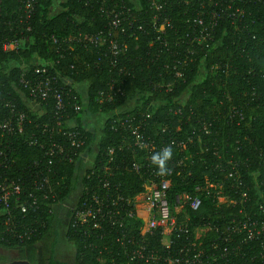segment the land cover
<instances>
[{
  "label": "trees",
  "instance_id": "trees-1",
  "mask_svg": "<svg viewBox=\"0 0 264 264\" xmlns=\"http://www.w3.org/2000/svg\"><path fill=\"white\" fill-rule=\"evenodd\" d=\"M104 1L119 6L123 2L131 9L135 4L134 0H64L59 4L60 10L54 12L55 0H35L33 11L26 17L24 0H0V152H6L5 141H9L12 148L10 153L7 152L11 161L8 160V166L3 168L5 177L33 192L35 175L39 171L47 175L48 168L56 201L64 203L79 185H96L98 179L120 184L122 194L133 197L143 191L151 171L155 182L161 176L171 181L170 198L184 191L195 195V187H205L207 182L219 184L220 191L232 199H238L240 193H248L245 209L248 216L264 221V0L236 3L234 10L235 7L244 10L239 30H234L230 20L226 19L218 24L213 40L202 47L182 38L186 33L191 38L195 31L193 27L186 30L183 14L194 12L181 5L173 7L170 15L179 34L175 36L169 31L166 38L171 46L161 52L157 50L160 44L155 41L153 12L146 6V0H139L143 8L134 13L136 21L132 29L114 36L119 43L127 44L116 60L106 46L69 44V47L64 43L70 36H91L111 30L109 20L98 13V6ZM177 38L182 44L175 47ZM15 40L19 42L17 47L4 50L5 42ZM187 49L194 51V55L189 56L191 61L187 65H178L174 55ZM45 67L49 73H59L68 82L66 89H71L72 95L80 100L81 109L77 112L66 104L60 121L56 119L53 99H31L28 87L21 83L23 75L29 79L35 69ZM176 70L183 73L182 78L174 77ZM161 84L169 85L170 90L157 89L156 86ZM78 87H81L80 91ZM102 90L113 93L112 101H98V92ZM84 97L86 102L82 100ZM11 106L22 111L26 119L23 132L6 140L1 125L7 120L15 123ZM233 107L238 114L230 121ZM87 111L107 117L98 134L83 124ZM132 117L135 125L140 121L147 125L144 128L146 136L153 142L155 150L127 147L130 134L126 130H110L112 118ZM204 123L211 124L210 134L203 131ZM44 125L53 133L48 131L43 135ZM72 127L83 136L85 145L72 156L73 161L55 158L50 166L46 150L52 141L62 144V132L71 131ZM33 134L39 137L42 147L28 145L27 140ZM181 143L186 144L184 148L180 147ZM162 147L170 148L172 153L163 170L152 161L153 155L161 153ZM93 151L96 152L91 161L95 175L80 179L81 155ZM215 152L220 157L215 156ZM3 161L4 157L0 156V162ZM228 161L236 164L234 170L227 166ZM134 163L145 166L140 174L132 170ZM217 166L219 169L227 166L226 172L234 174L227 177L216 170ZM106 173L112 176L107 177ZM210 191L201 212L192 214L195 220L191 223L192 228L201 224L196 217H202V211L208 214L219 211L221 217L227 219L230 215L242 218L237 206L216 209L213 201L217 190ZM13 200L10 199V215H0V248L14 253L17 259L29 264L127 263L126 252L131 248L127 240L117 242L114 234L100 239V230L73 227L70 223H67L64 237L75 249L74 259H60L56 248L68 214L63 218L60 209L50 214L52 202L46 200L36 209H29L24 216ZM7 219L9 224H6ZM138 226V222L128 226L134 235L130 238H136ZM26 227L34 230L29 238L19 240L5 234L9 229L20 232ZM149 242L156 246L159 241L151 239ZM236 245L241 251L236 264H264V258L258 255L262 250L260 240L242 238ZM4 260L0 256V264H4Z\"/></svg>",
  "mask_w": 264,
  "mask_h": 264
},
{
  "label": "built area",
  "instance_id": "built-area-1",
  "mask_svg": "<svg viewBox=\"0 0 264 264\" xmlns=\"http://www.w3.org/2000/svg\"><path fill=\"white\" fill-rule=\"evenodd\" d=\"M261 0H146L145 4L148 9L153 12L152 24L153 30L156 34L155 41L160 44L157 48L160 52L164 49L170 48V43L167 41L168 32H174L176 36L179 34V29L170 15V11L175 6H184L190 8L194 13H184L182 20L183 25L187 27L186 30L193 27V35L185 34L182 38L190 39L191 43L202 47L203 44L213 40L218 24L226 19L230 20L234 30H239V23L244 18V10L235 7L236 3H258ZM35 0H24L23 7L28 17L34 8ZM113 4L112 2H102L98 6V13L104 15L109 20L111 27L110 31L99 32L95 35H76L70 36L64 41L69 44H81L84 46L91 45L95 47L106 46L112 56L117 57L126 50V43H119L114 39V36L119 33H125L132 29L136 19L135 12H140L142 6L139 0L135 1L133 8H128L121 2V5ZM198 6V8H195ZM195 8V9H194ZM211 8V9H210ZM188 12V9L186 10ZM141 28L139 27L138 30ZM182 44L178 38L174 42V46ZM19 45V42H5L3 44L4 50H12ZM70 47V45H69ZM191 55L194 51L185 50L184 53H179L176 56V63L178 65H187ZM63 58V57H61ZM183 73L176 70L175 78H182ZM21 83L28 87L31 99H38L46 101L49 98L54 101V109L57 113L56 119L60 121L61 113L67 108L66 104L71 105L74 111H79L81 106L80 101L75 95H72L71 89H66L68 82L61 77L59 73H49L45 68L35 69L30 78L22 76ZM110 90L113 89L109 83ZM157 89L165 88L170 90L169 85H157ZM113 93L105 91L98 92V101H112ZM83 100V99H82ZM73 101V104H71ZM10 106V105H9ZM11 113L14 116L15 123L11 120L5 121L1 125V130L6 136V140L15 134L23 132V125L26 115L16 108L11 106ZM175 114H178L176 111ZM238 111L235 107L231 109L230 121H233ZM239 120L242 121V115H238ZM148 118V117H147ZM135 118H112L109 123L110 130L117 132L119 130H126L130 134V141L126 140V145L134 146L139 150H155L152 141L146 136L144 123H134ZM211 124L204 123L203 131L210 134ZM62 132V144H57L52 141L51 146L46 150V156L49 158V165L54 164L53 159L73 161L72 156H76L77 151L84 145L83 136L74 131ZM48 131V126L42 127L41 133L44 135ZM60 132V130H59ZM58 132V133H59ZM39 137L33 134L28 138V145L43 146L39 141ZM6 152L1 151L0 156L4 157V161L0 162V215H10L9 206L10 199L20 212L25 216L29 209H36L39 204H43L46 200H51V209L49 213L52 214L54 210L60 209L62 216H67L65 221V228L67 223L72 224L73 227L87 226L91 229L100 230V239L116 236V241H125L130 245V249L126 252V264H236L235 260L240 255V247L236 245L237 240L245 239L247 241H261V252L258 253L261 258H264V221L258 219L252 220L246 212V200L249 197L248 193H240L238 199L230 198V195L221 192L219 184L216 186L207 182L205 187H195V195L187 192H179L169 197V190L171 188V181L164 176H161L158 182L154 181L153 172L150 171L147 181L143 185V191L133 197H125L122 194L120 184H110L107 180L102 181L98 179V184H90L87 186L79 185L76 192L64 203L56 201L55 190L51 187L49 172L46 168V174L39 171L35 175V180L32 182L34 191L28 192L25 185H16L13 181L8 180L3 168L8 166L7 161H11L7 156L12 148L9 147V141H5ZM186 144L181 143L180 147H185ZM132 146V147H133ZM165 147L161 148V152ZM134 150V149H131ZM215 156L220 157V154L215 152ZM84 159V154L81 155ZM95 156H92V159ZM7 159V160H6ZM58 161V160H57ZM90 161V160H89ZM93 161V160H91ZM87 165L84 170H81L80 179L86 177L90 179L95 175L94 164L92 162ZM84 162V161H83ZM87 164V161L85 162ZM181 165V163L179 164ZM227 166H232L235 169L236 164L232 161L227 162ZM226 168L217 166L216 170L231 177L233 172H226ZM145 166L134 163L132 170L140 174V171ZM111 172V171H110ZM237 172L235 171V174ZM169 174L171 172L169 171ZM39 175V176H38ZM107 177L112 176L106 173ZM81 181V180H80ZM211 189H216L214 193V206L220 210L222 206H237L238 214L242 218L235 215H230L229 218L221 217L219 211L208 214L207 211H202V217H196V220L201 224L195 228L191 227L194 217L193 213L198 212L203 208L204 201L211 195ZM202 192V195L199 194ZM204 193V194H203ZM201 212V211H199ZM23 216V217H24ZM254 218V217H253ZM133 222H138L139 226L136 229V238H130L131 235L128 226ZM10 220L7 219L6 224ZM6 235L15 237L19 240L29 238L34 230L32 227H26L20 232H16L15 228L9 229ZM151 239H157L158 245H150Z\"/></svg>",
  "mask_w": 264,
  "mask_h": 264
},
{
  "label": "rangeland",
  "instance_id": "rangeland-1",
  "mask_svg": "<svg viewBox=\"0 0 264 264\" xmlns=\"http://www.w3.org/2000/svg\"><path fill=\"white\" fill-rule=\"evenodd\" d=\"M60 1L61 0H55V3H54V6H53L52 10H54L57 6H59L58 2H60ZM134 1H136V0H134ZM81 87H78L79 91H80ZM84 89L85 88H82L81 90H84ZM83 101L86 102V98L85 97H84ZM34 108L36 109V106ZM106 118L107 117L98 116V115H92V114H90L87 111L84 114V116H83V124H84V126L87 129H89V130L95 132L96 134H98L99 131L102 129L103 123L106 121ZM95 155H96V152H94V151H93V153L88 154V155L84 154V156H85L84 159H83L84 162L82 164H80V169L84 170L87 167V165L90 164L89 162L92 160V156L94 157ZM86 161H87V164L85 163ZM60 230H61L62 238H61V241L59 242V244H58V246L56 248V254L58 256L59 253H61V254L65 253V255L67 257L64 258L63 260H69V258L71 256H74L75 249H74L73 245L68 244V242L66 241V239L64 237V235H65V227L61 228ZM0 256L5 258V260L3 261L4 264L11 263L13 261H17V255H15L14 253L6 252V251L2 250L1 248H0Z\"/></svg>",
  "mask_w": 264,
  "mask_h": 264
},
{
  "label": "clouds",
  "instance_id": "clouds-1",
  "mask_svg": "<svg viewBox=\"0 0 264 264\" xmlns=\"http://www.w3.org/2000/svg\"><path fill=\"white\" fill-rule=\"evenodd\" d=\"M172 153L170 148H165L161 153H156L152 157L154 164L158 165L161 170L164 169L166 162L170 159Z\"/></svg>",
  "mask_w": 264,
  "mask_h": 264
},
{
  "label": "flooded vegetation",
  "instance_id": "flooded-vegetation-1",
  "mask_svg": "<svg viewBox=\"0 0 264 264\" xmlns=\"http://www.w3.org/2000/svg\"><path fill=\"white\" fill-rule=\"evenodd\" d=\"M61 259H64V258H66L67 256L65 255V253H63V254H61V253H59V255H58ZM69 258V257H68ZM74 259V256H71L70 258H69V260H67V261H71V260H73ZM20 262H25V261H22V260H19V259H17V261H13V262H11V263H7V264H17V263H20ZM26 263V262H25Z\"/></svg>",
  "mask_w": 264,
  "mask_h": 264
},
{
  "label": "crops",
  "instance_id": "crops-1",
  "mask_svg": "<svg viewBox=\"0 0 264 264\" xmlns=\"http://www.w3.org/2000/svg\"><path fill=\"white\" fill-rule=\"evenodd\" d=\"M64 0H61L60 2H58V4H61ZM60 10L59 6H57L55 9H54V12H58ZM28 106L30 107H34L30 102H26ZM32 105V106H31Z\"/></svg>",
  "mask_w": 264,
  "mask_h": 264
},
{
  "label": "water",
  "instance_id": "water-1",
  "mask_svg": "<svg viewBox=\"0 0 264 264\" xmlns=\"http://www.w3.org/2000/svg\"><path fill=\"white\" fill-rule=\"evenodd\" d=\"M16 264V263H15ZM17 264H29V263H25V262H20V263H17Z\"/></svg>",
  "mask_w": 264,
  "mask_h": 264
}]
</instances>
